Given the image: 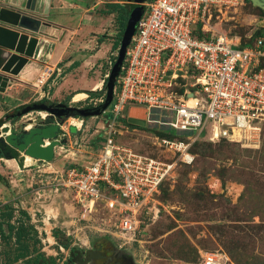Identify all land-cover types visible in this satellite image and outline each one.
Instances as JSON below:
<instances>
[{"label": "rangeland", "instance_id": "rangeland-1", "mask_svg": "<svg viewBox=\"0 0 264 264\" xmlns=\"http://www.w3.org/2000/svg\"><path fill=\"white\" fill-rule=\"evenodd\" d=\"M262 12L264 9L252 5L250 1L237 8L222 9L210 17V31L246 40L258 29L264 31ZM104 19V16L98 17L92 23L96 26H99V23L106 24L109 19ZM113 24L116 28L115 23ZM76 41L75 37L71 44ZM96 44L92 45L91 50ZM108 52L104 59L106 61L115 56L116 49L112 54ZM74 55L80 53L77 51ZM76 65L77 68L66 74L63 86L58 90L60 92L52 94L51 88L46 95L48 98L39 89V82L38 86L23 87L24 89L20 90H16L9 83V95L0 93V109L10 113L19 106L29 105L41 98L64 101L67 96V103L87 108L95 106L98 99H103L102 85L98 84L95 89L100 87V96L84 95V99L76 103L72 101V96L78 91L77 88L82 91L93 90L91 87L102 79V68L98 67L99 64L86 65L83 60ZM62 74L60 72L56 78ZM52 76L53 74L48 79ZM43 78V74L37 77ZM56 78L54 81L58 80ZM34 82L36 83V80ZM65 89L67 91H64ZM123 113L125 115L126 110ZM35 114L30 111L5 121V124H8L9 129L16 130L21 122L26 125L28 118ZM107 116L108 107L98 117L82 118L80 127L84 128V131L72 134L67 129L68 134L64 136L66 144L57 148L50 163L43 164L40 168L58 172L68 164L65 162L69 158H79L73 140H77L79 133L82 136L85 134L83 139L88 142L100 136L102 124ZM68 118L80 119L79 116ZM144 127L129 128L127 133L119 137L120 142L136 152L171 158L169 154L156 149L150 132ZM263 144L264 129L260 133L258 146L254 148H246L226 140L194 141L189 147L193 154L192 162L185 165L177 161L171 174L154 194L156 215L153 216L150 212L148 215L139 216L140 231L137 232L136 235L139 236L136 238L140 240L137 242H126L119 235L114 227L118 221L116 214L107 210L102 202H95L91 208L84 209L74 202L67 189L54 188L44 178L47 172H36L33 166L36 162L33 159L21 171L15 163L0 157V171L6 181L5 184L0 183V205L8 203L13 214L10 219L13 229L9 237L6 236L8 233L4 225L5 237L0 235V264H4L5 257L12 251L15 242L23 240L17 236V228L21 223L31 224L35 228L38 238L35 246L42 252V257L54 259L55 262L66 257L69 248L82 249L80 246L83 243H92L94 246L103 243L111 250L110 261L114 257V260H121L126 257V253L133 264H203L204 253L218 251L225 255L220 264H264ZM171 159L174 160V157ZM17 179L23 180L25 184H18ZM20 209L28 214V218L19 213ZM25 242L28 247L34 245L31 240L26 239ZM33 256L34 253H30L29 256L11 264L25 263V260Z\"/></svg>", "mask_w": 264, "mask_h": 264}, {"label": "built area", "instance_id": "built-area-1", "mask_svg": "<svg viewBox=\"0 0 264 264\" xmlns=\"http://www.w3.org/2000/svg\"><path fill=\"white\" fill-rule=\"evenodd\" d=\"M244 2L145 1L125 49L100 136L85 143H95L93 153L79 166L67 164L50 172L37 165L36 172H47L50 177L45 179L54 188L67 189L84 209L102 202L116 214L114 227L119 235L126 242H137L139 216L156 215L154 194L177 161L192 162L189 147L194 141L225 139L257 147L264 129V37L240 46L238 37L212 32L209 26L212 14ZM203 33L208 36L199 37ZM128 106L145 109V125L172 131V136L151 134V138L158 151L174 160L136 152L116 140L129 130L122 121ZM79 121L64 120L61 136L68 134L67 126H77ZM73 144L76 149L80 146L77 140ZM224 256L209 251L202 263L220 264Z\"/></svg>", "mask_w": 264, "mask_h": 264}, {"label": "water", "instance_id": "water-1", "mask_svg": "<svg viewBox=\"0 0 264 264\" xmlns=\"http://www.w3.org/2000/svg\"><path fill=\"white\" fill-rule=\"evenodd\" d=\"M133 2V5L125 20L119 43L116 48V54L111 63L103 90L102 101L88 108H75L56 103L54 106L44 102H33L16 111L14 115L20 117L29 111L44 112L41 119L32 122L28 119V128H19L11 130L8 124L0 123V156L5 160H13L18 169L24 168V157L37 160V165L41 161L50 162L54 158L55 148L65 143V138L61 136L59 125L64 118L70 116H79L80 121L77 126H70L68 130L73 134L79 131L82 124V118L89 116H99L111 102L112 90L116 77L122 63L126 46L134 32L136 22L143 12V3L145 0H127ZM254 6L264 9V0H248ZM49 0H21L18 8H11L7 5H0V93L4 92L11 76H15L27 61L33 58L34 50L37 45V38L34 35L41 33L39 27L45 24L43 18L38 14H44L47 11ZM43 7V10L41 11ZM22 29L27 32H19L14 28ZM126 120L129 123L144 126L145 109L138 106H128L126 110ZM5 124V125H4ZM46 142V144H45Z\"/></svg>", "mask_w": 264, "mask_h": 264}, {"label": "crops", "instance_id": "crops-1", "mask_svg": "<svg viewBox=\"0 0 264 264\" xmlns=\"http://www.w3.org/2000/svg\"><path fill=\"white\" fill-rule=\"evenodd\" d=\"M20 3L21 0H0V5H7L11 8H18ZM112 3L125 5L130 2L127 0H49L46 13L38 14V16L45 21V24L39 27L41 33L33 34L12 27L19 32L22 31L27 32L29 35H34L38 42L34 50L33 58L29 59L15 76H11L10 81L7 83L1 95H9V93H7V88L10 87L9 83L16 90L24 89L23 87L32 88L33 86H38L37 77L42 74L45 79L43 78L40 82L41 84L38 86L40 87L39 89L42 90V93L46 96L48 90L51 88L52 94L59 93L60 91L58 90L62 88L66 74L69 71L71 72L73 68H77L78 65H76L75 62L78 64V62H82L83 60L86 65L96 66L99 64L98 67H101L107 52L109 51L108 54H112L113 49L111 44L115 40L116 28L113 24L114 14L112 12L109 13V5ZM42 10L43 7L41 11ZM103 16L105 19H109L106 24L99 23L100 25L96 26L92 23L94 20H97L98 17L100 18ZM108 24L110 25L108 26ZM97 33L99 35H97ZM101 35L104 37L99 38ZM75 37L77 38L76 43L71 44ZM95 43H97L96 46L91 50L92 45ZM77 51L80 55L75 56L74 54ZM97 56L101 58H96ZM75 58L77 59L74 60ZM46 69L47 71H45ZM56 71H59V73H56ZM60 72L63 73L62 76L56 78ZM51 74H53V78L51 77L48 79ZM55 78L58 80L54 81ZM35 80L36 83L34 82ZM91 88H93V86ZM77 89L80 93H84L82 89ZM64 91L67 90L65 89ZM84 94L86 95V93ZM46 97L48 98V96ZM49 101L58 102L59 100L49 99ZM4 113L5 110L0 109V117L3 116ZM84 136L79 135L77 139L80 146L75 152L79 158H69L65 163L70 165L75 164L77 166L83 164L87 154L91 153V150L96 147L95 143L93 145L94 147L85 145V143L89 144L90 142L83 139ZM1 173L0 171V174ZM28 173L30 172L28 171ZM48 177H50V175H44V178ZM17 180L18 184H25L23 180ZM27 184L26 182V185Z\"/></svg>", "mask_w": 264, "mask_h": 264}, {"label": "trees", "instance_id": "trees-1", "mask_svg": "<svg viewBox=\"0 0 264 264\" xmlns=\"http://www.w3.org/2000/svg\"><path fill=\"white\" fill-rule=\"evenodd\" d=\"M121 1H125V0H121ZM148 1V0H145ZM245 2L248 0H244ZM135 5L133 2L127 3V4H118V3H112L109 5L110 7V12L109 13H113L114 14V23L116 25V33H115V40L112 43V49L115 50L118 46L119 43V38L122 32V29L124 27L125 24V20L127 17V13L129 11V9ZM262 15L264 16V12H262ZM199 26V24L197 25ZM196 31L193 30V34H195ZM208 34L207 33H203L200 34L199 37H207ZM257 36H263L264 37V31L262 29H258L257 31L253 32L250 37H248L246 40H240V46H244L246 44H250L253 42V40L257 37ZM104 37L103 35L99 36V38ZM115 56H111V58L109 60H104L102 66L100 68H102V76L106 73V71L109 68V64L108 61L110 62V64L113 62ZM75 64H77V62H75ZM101 70V69H100ZM104 83H105V78L103 79L102 82V89L104 88ZM86 93L87 96H100L101 95V91H97V90H85L84 91ZM69 97L67 96L66 99L64 101H66ZM38 102H50L49 100L45 99V98H41L38 100ZM99 104V103H98ZM24 107L19 106L18 108H16L14 111L19 110L20 108ZM15 115L12 114L11 116H9L8 113H4L3 116L0 117V123L6 121V120H13L10 117H14ZM129 128H141L142 126H138L132 123L127 122L126 117L124 116L123 120H122ZM144 127V126H143ZM148 132H150V134H154V135H158V136H172V131H161L159 129H157L156 127L152 126V127H144ZM118 136L116 138L117 141L120 142ZM220 140H225V139H220ZM208 142V141H207ZM246 148H251V147H247V146H243ZM134 150V149H133ZM262 152H264V144H263V148H261ZM135 151V150H134ZM190 151V150H189ZM140 153V152H139ZM262 155V154H261ZM1 157V156H0ZM264 162V160H263ZM0 183L1 184H5L6 181L4 180L3 176L0 174ZM162 185V183L159 185ZM105 193L107 195H109L108 191H105ZM11 207L9 206V204L4 203L0 205V235L1 237H5L4 235V228L3 225L5 226V229L7 231V237H9L10 232L13 229V224L10 221V219L12 218V211H10ZM19 213L23 216H25L26 218H28V214L20 209ZM32 232V234H31ZM16 233V232H15ZM17 236L18 238H23L22 241H14L15 242V246L13 247L12 251L8 253V255L5 257V262L4 264H11V263H16L19 259H23L27 256H29L30 253H34V256L32 258H29L28 260H25V263H21V264H26L31 263V264H36L37 260L39 258H42V252L39 251V248L36 245V243H38V238H37V232L35 230V228L31 225V224H25L23 225L22 223L19 224V228H17ZM139 235H136V237ZM30 237V238H29ZM31 240L34 245L31 247H28V244H26L25 240ZM138 239V238H136ZM136 242V241H133ZM30 261V262H29Z\"/></svg>", "mask_w": 264, "mask_h": 264}, {"label": "flooded vegetation", "instance_id": "flooded-vegetation-1", "mask_svg": "<svg viewBox=\"0 0 264 264\" xmlns=\"http://www.w3.org/2000/svg\"><path fill=\"white\" fill-rule=\"evenodd\" d=\"M44 103H51V105L53 106L56 103H62L65 106H71L75 108H87V106L79 107L78 105L67 103V101ZM14 112L8 113L9 116H11ZM87 246H92V248L88 249ZM80 247H82V249L69 248L66 257H63L59 262H55L54 259L42 257L37 260L36 264H133L132 259L126 253H124L126 257H122L121 260H114L116 258L114 257V259L110 261L111 257L109 256L111 254V250L108 246H104L103 243H101V245L98 243L96 244V246H94V244L92 243H83Z\"/></svg>", "mask_w": 264, "mask_h": 264}, {"label": "clouds", "instance_id": "clouds-1", "mask_svg": "<svg viewBox=\"0 0 264 264\" xmlns=\"http://www.w3.org/2000/svg\"><path fill=\"white\" fill-rule=\"evenodd\" d=\"M34 56V55H33ZM111 65V64H110ZM110 67V66H109ZM108 70H109V68H108ZM108 70H107V72H108ZM95 89H93V91H94ZM97 91H99V89L97 90ZM36 102H38V101H36ZM51 102V101H50ZM76 103V102H75ZM100 103V102H99ZM98 104V103H97ZM96 104V105H97ZM25 106H27V105H25ZM109 106V105H108ZM93 107V106H92ZM128 108V107H127ZM21 109V108H20ZM19 109V110H20ZM127 110V109H126ZM18 111V110H17ZM16 112V111H15ZM14 112V113H15ZM30 112V111H29ZM36 114L33 116V117H35L36 119H32V117H29L30 119H32V122H35V121H37V120H39V119H41V118H39V116H40V114H39V112L40 111H34ZM13 113V114H14ZM27 114V113H26ZM24 115V114H23ZM22 116V115H21ZM43 116V115H42ZM41 116V117H42ZM15 117V116H14ZM75 117H78V116H75ZM94 117H98V116H94ZM125 117H126V113H125ZM10 118H13V117H10ZM28 118V119H29ZM68 118V117H67ZM80 118V117H79ZM80 120V119H79ZM7 121V120H6ZM63 122H64V120H63ZM63 122H62V124H63ZM3 123H5V121L3 122ZM22 123V122H21ZM61 124V125H62ZM61 125H59V129L62 131V128L60 127ZM30 126V124L29 123H27L26 125L24 124V126L22 127V128H28ZM69 128V127H68ZM15 130V129H14ZM80 131V130H79ZM78 135H80V133L78 134ZM62 137H64V136H62ZM45 144H46V142H45ZM64 144H66V143H64ZM64 144H61L62 146L64 145ZM58 148V147H57ZM57 148H55V151H54V153L56 154V149ZM55 156V155H54ZM36 163H33L34 165V168H36V166H37V160L36 159H33ZM47 163H50V162H46V161H41V164L40 165H38L39 167L40 166H43V164H47ZM25 167V166H24Z\"/></svg>", "mask_w": 264, "mask_h": 264}, {"label": "bare ground", "instance_id": "bare-ground-1", "mask_svg": "<svg viewBox=\"0 0 264 264\" xmlns=\"http://www.w3.org/2000/svg\"><path fill=\"white\" fill-rule=\"evenodd\" d=\"M40 59V58H39ZM34 60V59H33ZM46 71H47V69H46ZM97 88V85H96V87H95V89ZM85 93V92H84ZM84 93H80L79 91H77V92H75L74 93V95L72 96L73 98H72V101L73 102H77L78 100H81L83 97H84ZM39 114L40 115H44V112H39ZM5 125V124H4ZM31 158L30 157H28V156H25L24 157V165L25 166H27L30 162H31ZM10 161H12L13 162V160H9V162ZM8 162V161H7ZM14 163V162H13Z\"/></svg>", "mask_w": 264, "mask_h": 264}]
</instances>
